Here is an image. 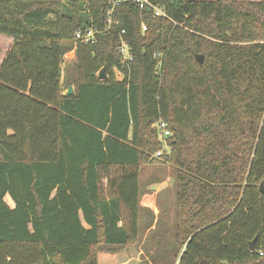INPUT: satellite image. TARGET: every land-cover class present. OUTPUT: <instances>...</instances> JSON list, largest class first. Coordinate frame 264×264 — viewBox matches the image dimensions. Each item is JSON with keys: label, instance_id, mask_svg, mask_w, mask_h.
<instances>
[{"label": "trees", "instance_id": "trees-1", "mask_svg": "<svg viewBox=\"0 0 264 264\" xmlns=\"http://www.w3.org/2000/svg\"><path fill=\"white\" fill-rule=\"evenodd\" d=\"M150 1L0 0V264H264V0Z\"/></svg>", "mask_w": 264, "mask_h": 264}, {"label": "rangeland", "instance_id": "rangeland-1", "mask_svg": "<svg viewBox=\"0 0 264 264\" xmlns=\"http://www.w3.org/2000/svg\"><path fill=\"white\" fill-rule=\"evenodd\" d=\"M13 39L0 34V66L3 62L4 56L6 54V51L10 48L12 44ZM75 57L72 55H67L64 58V62L62 65L63 72L69 71L67 69L68 67H71L74 63ZM65 73H62V76H64ZM63 80V79H62ZM63 90H65V87H63ZM157 156V154L155 155ZM170 169L169 167L166 168H160V167H152L147 168L143 170L142 176H141V183L144 187V189L148 185V181L150 179H163L162 183L159 184H151L148 186L149 189L153 191V194L145 195V197L142 199L141 205L142 206H150L152 210H159L158 201L161 199L163 203L165 202L166 206H172L169 204V201L173 202V196L172 194V181L170 178ZM156 193V194H155ZM165 194V195H163ZM160 197V199L158 198ZM7 201L10 203L9 199L7 198ZM171 213L173 211V208L170 209ZM144 248L142 246L138 247H127L120 251L117 254L109 255V254H99L98 255V263L99 264H137L140 260V254L141 251ZM145 253V252H144ZM147 255V254H145Z\"/></svg>", "mask_w": 264, "mask_h": 264}, {"label": "built area", "instance_id": "built-area-1", "mask_svg": "<svg viewBox=\"0 0 264 264\" xmlns=\"http://www.w3.org/2000/svg\"><path fill=\"white\" fill-rule=\"evenodd\" d=\"M125 2L134 4L140 10H151L153 11L155 17H165L163 11L159 7L152 4L150 0H110L109 2L110 8L107 11V15L110 16L112 14L115 6ZM107 22L110 23V19H107ZM143 29L145 28L143 27ZM94 35L95 32L93 30L82 31L78 29L75 32V39L77 41H82L84 43H91L94 40ZM118 53L121 57L122 63H128L132 61V57L129 54L128 47L124 42H121ZM154 127L157 129L159 133V140H162L163 138H166L170 135L169 132L166 130L164 123L159 122L155 124ZM159 154L160 153H157V156Z\"/></svg>", "mask_w": 264, "mask_h": 264}, {"label": "water", "instance_id": "water-1", "mask_svg": "<svg viewBox=\"0 0 264 264\" xmlns=\"http://www.w3.org/2000/svg\"><path fill=\"white\" fill-rule=\"evenodd\" d=\"M195 59H196V61H197L198 63H202V62H203V57H202L201 55H196V56H195ZM98 78H99V79H104V78H105V68H103V69L100 71V73H99V75H98ZM62 94H63V95H72V94H73V88H72V86H67L66 89L63 91ZM260 189H261V191H262V186H260ZM262 192H263V191H262ZM255 240H256V239H254L252 242L249 243V250H250V251H254V249H255Z\"/></svg>", "mask_w": 264, "mask_h": 264}, {"label": "crops", "instance_id": "crops-1", "mask_svg": "<svg viewBox=\"0 0 264 264\" xmlns=\"http://www.w3.org/2000/svg\"><path fill=\"white\" fill-rule=\"evenodd\" d=\"M67 55H70V56H72V55H73V56H74V52L72 51V52H70V53H69V54H67ZM67 55H66V56H67ZM66 56H65V57H66ZM62 79H63V76L61 75V80H62ZM155 194H156V193H155ZM147 207H150V206H147ZM150 208H151V207H150ZM156 211H157V212L155 213V210L153 209V213H154V215H157V214H158V212H159V210H156ZM141 253H142V251H141Z\"/></svg>", "mask_w": 264, "mask_h": 264}]
</instances>
